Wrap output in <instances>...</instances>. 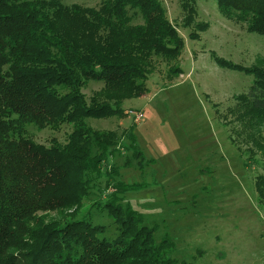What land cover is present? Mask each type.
Returning <instances> with one entry per match:
<instances>
[{"label":"trees","instance_id":"trees-1","mask_svg":"<svg viewBox=\"0 0 264 264\" xmlns=\"http://www.w3.org/2000/svg\"><path fill=\"white\" fill-rule=\"evenodd\" d=\"M217 1L224 16L264 36V0ZM196 2L181 0L185 25L194 24ZM138 17L142 21L135 23ZM184 48L161 0H102L98 7L0 0V264H178L174 241H157L142 213L124 202L143 185L119 178L111 161L118 136L87 120L124 116V101L150 91L156 57L177 62ZM215 60L254 76L250 90L237 96V117L248 128L256 126L254 143L264 154L258 132L264 129V60L251 66ZM176 62L171 76L183 73ZM91 81L105 87L89 98L84 89ZM31 123L73 129L64 143L53 139L47 145L29 136ZM123 134V147L131 152L125 163L132 158L140 165L144 155L136 134L131 127ZM256 189L264 201V173ZM95 192L105 201L92 202L79 215ZM94 207L118 225L115 238L94 222ZM51 211L65 219L46 221L41 213Z\"/></svg>","mask_w":264,"mask_h":264},{"label":"rangeland","instance_id":"rangeland-1","mask_svg":"<svg viewBox=\"0 0 264 264\" xmlns=\"http://www.w3.org/2000/svg\"><path fill=\"white\" fill-rule=\"evenodd\" d=\"M161 1L185 40L180 58L168 62L156 57L150 91L124 101V116L87 122L118 136L111 161L119 168V178L143 185L128 192L124 202L142 213L143 224L155 229L157 241H174L172 256L178 264H264V201L256 189V179L264 173V154L254 143L256 126L248 128L237 117V96L250 90L254 76L215 60L219 56L254 65L264 60V36L224 16L217 0H197L190 25L184 24L181 0ZM61 3L98 7L102 0ZM198 22L207 24L199 28ZM174 62L182 74L170 75ZM104 87L103 81H91L84 93L90 98ZM130 127L143 151L140 165L132 158L125 163L131 152L123 147L128 144L123 133ZM27 129L35 141L50 145L53 139L67 141L73 127L65 124L55 131L31 123ZM247 129L252 130L248 137ZM258 132L264 135V129ZM104 197L92 194L79 215ZM91 213L95 223L107 226L108 238L118 235V225L105 211L94 207ZM41 214L46 221L65 219L56 211Z\"/></svg>","mask_w":264,"mask_h":264},{"label":"built area","instance_id":"built-area-1","mask_svg":"<svg viewBox=\"0 0 264 264\" xmlns=\"http://www.w3.org/2000/svg\"><path fill=\"white\" fill-rule=\"evenodd\" d=\"M131 113V112H130ZM141 117V115L138 116V118Z\"/></svg>","mask_w":264,"mask_h":264}]
</instances>
